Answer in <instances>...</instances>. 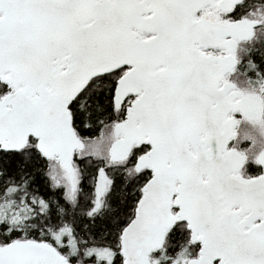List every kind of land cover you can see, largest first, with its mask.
<instances>
[{"label":"snow or ice","instance_id":"1","mask_svg":"<svg viewBox=\"0 0 264 264\" xmlns=\"http://www.w3.org/2000/svg\"><path fill=\"white\" fill-rule=\"evenodd\" d=\"M0 264H264V0H0Z\"/></svg>","mask_w":264,"mask_h":264}]
</instances>
